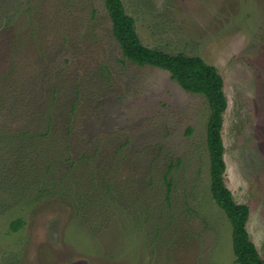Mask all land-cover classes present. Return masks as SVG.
<instances>
[{"label": "rangeland", "instance_id": "1", "mask_svg": "<svg viewBox=\"0 0 264 264\" xmlns=\"http://www.w3.org/2000/svg\"><path fill=\"white\" fill-rule=\"evenodd\" d=\"M123 2L143 43L222 74L225 181L264 258V0ZM210 115L124 55L104 0H0V264H239Z\"/></svg>", "mask_w": 264, "mask_h": 264}, {"label": "trees", "instance_id": "2", "mask_svg": "<svg viewBox=\"0 0 264 264\" xmlns=\"http://www.w3.org/2000/svg\"><path fill=\"white\" fill-rule=\"evenodd\" d=\"M112 20L113 34L120 43L124 55L140 65H154L170 71L173 79L185 89L203 93L211 106L208 122V144L211 156V191L214 199L227 213L233 227V247L239 264H264V258L251 239L247 222L250 208L234 199L225 181L227 163L222 135L224 112L228 106L224 91V78L218 68L200 55L183 52L170 53L143 43L135 18L125 8L123 0H104ZM22 221L15 220L17 228Z\"/></svg>", "mask_w": 264, "mask_h": 264}]
</instances>
